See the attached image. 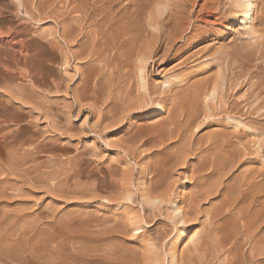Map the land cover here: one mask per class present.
Wrapping results in <instances>:
<instances>
[{
	"label": "rangeland",
	"instance_id": "1",
	"mask_svg": "<svg viewBox=\"0 0 264 264\" xmlns=\"http://www.w3.org/2000/svg\"><path fill=\"white\" fill-rule=\"evenodd\" d=\"M38 1L44 11L41 23L24 20L17 0H0V50L10 49L7 42L21 25L27 38L41 42L34 44L33 54L41 61L35 68L22 62L0 64L2 228L23 249L29 241L44 251L40 255L45 262L171 264L167 251L174 249L175 264H264V38H258L264 31V0H257L254 15L257 37L231 13L237 11V0H147L149 9L138 19L143 26L159 10L165 17L172 15L162 29L161 48L148 65L147 96L165 108L154 117L148 114L151 106L127 111L140 95L136 86L124 101L130 83L119 80L124 71L86 60L70 59L65 66L70 52L60 38L61 27L75 24L77 29L74 18L86 11L81 7L70 14L76 4L65 9L62 0H34V5ZM151 39L147 34L141 40ZM100 65L101 88L122 81L127 87L115 91L109 102L101 92L106 96L98 103L80 90L77 103L73 93L80 79ZM55 84H60L58 92ZM213 87L218 94L205 105L206 92ZM176 118L183 130L193 123L181 140L169 135ZM20 131L25 137L18 136ZM188 144L194 152L183 162L179 158ZM15 155L17 160L29 157L18 163ZM10 157L16 162L10 163ZM207 157L226 169L201 181L196 170ZM79 170H84L82 176ZM163 173L160 193L166 199L157 209L142 197L144 186L156 184ZM103 176L108 181L104 190L96 186ZM169 189L173 196L180 194L186 210L196 206L181 240L175 230L184 225H177L170 213ZM209 190L207 198L199 199ZM130 216L143 229L133 232ZM57 246L65 249L62 259L53 258Z\"/></svg>",
	"mask_w": 264,
	"mask_h": 264
},
{
	"label": "bare ground",
	"instance_id": "2",
	"mask_svg": "<svg viewBox=\"0 0 264 264\" xmlns=\"http://www.w3.org/2000/svg\"><path fill=\"white\" fill-rule=\"evenodd\" d=\"M79 1H77V0H62V2L64 3L65 9L66 8L69 9L71 5L76 4L73 7V9L71 8L72 10H71L70 14L82 11V10H80L81 7L86 11V13L82 12L81 16H77V18H74V23H77V25H78L77 29H76L75 24H74L75 26L72 24H67L65 26L62 25V27H61L63 31H62V34H60V36H61L60 38L66 43L67 47L69 48V52H70V55L68 53L66 54V57H65L66 59L64 61L65 66H68L70 64V59H74L75 61L86 60V62H88L89 64L97 63V65H98V63H99V64H103L105 66H107L108 64L113 65V68L115 70L124 71L123 76L121 75V78L119 80L125 79L124 81H126V80L130 81V83L128 82L129 87L126 89V93H125L126 95L124 97L125 98L124 101L130 100L127 98H129L132 95V93H133L132 88H134L136 86H137V90H138L139 95H140V97H139L140 100L138 102H136L132 106V108H129L127 111L131 112V111H136V110H138V111L144 110L146 107L148 109V106L149 107L151 106L152 107L151 111L148 114L151 115L152 117H154V116H156L162 112H165V108L162 104H160L159 102L156 103L155 100L148 98L149 96H147L148 95V88H147L148 87V84H147V73L148 72L147 71H148L149 61H151L153 59V57H155L158 54V52L161 48L160 44H161V41H162L163 36H164L163 30H162L164 28V24L167 22V20L169 18H172V15L168 14L165 17V15H164L165 12L161 13V10H159L160 14L158 16H154V17L148 16L149 17L148 20L146 19L147 26H143L141 23H139L138 19H139V15L142 14L141 11H144V9L148 8V7L145 8L146 7L145 5L148 4L147 0H85V6H81L84 3V1L81 0L82 1L81 3H79ZM125 1L128 2L127 6L120 7V5H122V3ZM17 3H18L19 10L22 11L25 15V18H27V19L23 18L24 20L35 21V22L38 21L40 23H41V21H43L42 15H43L44 11H42L41 6L38 5L40 3L39 1L37 2L36 5H34L35 4L34 0H17ZM99 4L105 6V8H103V6L100 8H97L96 6ZM235 4H236L237 11L233 10L231 13L234 12L233 14L236 15V18L240 20L242 26L245 29H247V32L251 33L255 37H257L259 35L258 38H264V31L260 34L257 33L258 35L256 36L255 35L256 34V32H255L256 28H254V26H253V21L255 20L254 15L257 12V7H258L257 0H237ZM133 6H135V9L132 10ZM34 9L37 11V14L34 13V11H33ZM131 10H132V12H131ZM154 14H151V15H154ZM49 16L50 15H48V17ZM140 18H141V16H140ZM1 20H2V15L0 14V22H1ZM48 20H50V18ZM87 27H94L95 30H93L92 32H86ZM147 27H149L150 29H153L154 31L153 32L148 31ZM48 33H50V32H48ZM141 33H142V35H141ZM147 34L151 35L152 39L150 41H146V42L142 43V40H141L142 37H144ZM49 35H48L47 39H49ZM27 36L28 35H26V33L24 31V27H22V25L15 28V32L11 34L12 39L7 42L10 46V49L0 50V64H1V66L3 64L5 67H7L8 63L15 64V63H21L22 62L26 66H30L33 69L41 63L40 58H37V56H35L33 54L34 44L41 45V42L34 40L32 38L31 39L27 38ZM56 37H58V36L56 35ZM41 39H43V38H41ZM70 45H73V47H78V48L76 50H73V49H71L72 47H70ZM4 68H2V69H4ZM102 70H103L102 65L99 66V69L94 67V69H91L89 72H87L84 75V79L83 78L80 79V81H79L80 86L78 88H76L74 90V93H73L74 99L77 103H79V101L81 99V97H80L81 95L80 94L78 95L80 90H83V93L85 96H93L98 103V101H101L106 96V94H100L101 92L104 91V93H107V99L109 102L110 98L112 97V95L115 91L120 90V89H124L125 87H127L124 85V81H122L119 84L114 83L112 85H109L106 89L101 88L102 83H101L100 78H101V74H103ZM2 71L0 70V74L2 73ZM2 75H4V73ZM231 82H233V81H230V83ZM170 83L172 84V81L167 82V84L171 85ZM233 84H234V82H233ZM230 86H231V84H230ZM53 88L58 92V90H60V84H55V86ZM222 88H223V86H222ZM142 91H143V93H141ZM218 91H219V88L215 87L213 89L212 93L206 92V98L204 101L205 105H208L209 102L215 100L216 95L218 94ZM209 108H210V106H208V109ZM229 119H230V117H229ZM235 124H234V126H235ZM171 125L173 126V129L171 130V132H169V135L171 136V138H177L178 140H181L183 138V136H185L184 135L185 132H188V131L194 129L193 123H189V126L186 128V130H183L182 126L180 125L178 118H176L175 121L172 122ZM18 134H20V135H18L19 137L22 136L21 131ZM15 137H13L12 140L15 139ZM22 137H25V136H22ZM2 138H3V136H2ZM16 139H15V141H16ZM17 140H19V139H17ZM10 143H12V142L10 141ZM10 143H8V144H10ZM43 147H44V145H43ZM37 148L39 149L40 147H37ZM43 150H45V149H43ZM1 151H2V149L0 150V152ZM36 151H37V149H36ZM40 151H42V148ZM208 151H209L208 149L204 150L203 153H206ZM193 152H194V150H193L192 145L188 144L186 147L183 148V150L181 152V157L179 159L181 161L185 162L187 159V155L190 153H193ZM12 154H14V153H11L9 155H11L13 158H15ZM32 155H34V154H32ZM15 156H16V160H17L18 157H17V155H15ZM29 156H30V154H29ZM29 156H25V157L28 158ZM12 157H10V158H12ZM22 157H24V156H22ZM25 157L22 158L23 161L26 160ZM13 158L11 159L10 163L12 161L14 162L15 159H13ZM19 158H21V157H19ZM22 159H20V160H22ZM20 160H17V162L20 163L21 162ZM0 162H1V160H0ZM200 164H201V166L198 170H196V172L198 174V179H200L201 181L212 176L214 173H217V172H220V171L226 169V167H224L223 164L220 163L218 160H216L214 157L213 158H208V157L204 158L202 161H200ZM14 165H16V164H14ZM231 165L233 166V163H231ZM16 166H20V164H18ZM8 167H11V166H8ZM230 169H231V167H230ZM76 171H78V170H76ZM82 172H80V170H79L78 174H80L82 176ZM80 175H79V177H80ZM72 177H76V176H74V174H73ZM165 177H166V173H163L162 177L156 182V184H152V181H151L150 183L148 182V184L144 186L145 187V190H144L145 193H143V194H145V195H144V197H142V195H141V197L151 207H155L158 209L160 207V205L163 204V202L165 203L166 196L165 195L163 196V194L160 193V189H162L165 186ZM187 178L185 177L184 179L186 180ZM68 179L70 180V177H68L67 180ZM67 180L64 182H68ZM95 180H96V178H94V181ZM96 181H97L96 186L98 189H103V187H108L107 185H105V182L107 181L106 176H103L102 179L100 178V179H97ZM64 182H63V184H64ZM107 184H108V181H107ZM142 185H144V183ZM142 189H143V186H142ZM142 189H140V190H142ZM210 190L206 194L203 193V194L199 195L198 196L199 199L207 198L208 194L211 193ZM171 191H172L171 189H169V191H168V192H170V197L173 196V195H171ZM140 193L142 194V192H140ZM127 194L132 196L131 191H130V193H127ZM130 196L127 195L125 197L126 200L131 198ZM170 197H167V198L169 199ZM179 197H180V194L175 193L174 196L172 197V199H170L171 201L169 202L170 203V210H171L170 213L172 214V216L175 217L174 219L178 223V224L177 223L176 224L177 225H181V224L184 225V227H182L181 229L178 227L179 229L175 230L177 232L176 240L177 239L181 240V239L185 238L184 237L185 235H187L189 227H190V225H189L190 224V217L194 215V211L196 209L195 204L191 205L189 207V209H187V210L185 208H183L180 204ZM123 199H124V197H123ZM198 203H199V201L197 202V204ZM118 207H119V205H118ZM132 216H130L131 220L130 219L129 220L133 224L132 226L134 227V229H132V231L136 233L143 228L139 224L140 222L139 223L133 222L135 219ZM26 233L29 234V232H26ZM29 236H30V234H29ZM24 237H25V235H24ZM29 239L31 240V238H29ZM192 240H193V238H192ZM28 242L29 241H27V244L25 245V248L23 249L22 245H20L21 241L18 242V240L15 238L14 234H12V232H10L9 230L2 228L1 223H0V264H92L90 261L81 260V259H78V260L74 259V260L66 261V262H63V261L45 262L44 258L41 257V255L44 254V251H43V253H41L40 249H38L36 247L35 248L31 247V245H29V243H31V242H29V243ZM175 245H176L175 243L174 244L171 243V247L177 248V246H175ZM32 246H33V244H32ZM47 249H49V248H47ZM173 250L167 251L168 253H170V256H171V264H175L176 258H177V255L175 254L176 251H173ZM52 252L55 253V256H56V257H53L54 259H62L63 255L65 254V249L62 248V246H57V248ZM40 253H41V255H40ZM46 255H47V253H46ZM47 257H49V256H47ZM50 257H52V256H50ZM155 257H157V256H155ZM157 258H155V259H157Z\"/></svg>",
	"mask_w": 264,
	"mask_h": 264
}]
</instances>
